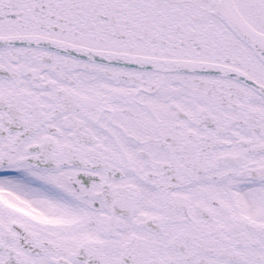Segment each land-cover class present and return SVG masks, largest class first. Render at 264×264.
Instances as JSON below:
<instances>
[{
  "label": "snow or ice",
  "instance_id": "6c2138e0",
  "mask_svg": "<svg viewBox=\"0 0 264 264\" xmlns=\"http://www.w3.org/2000/svg\"><path fill=\"white\" fill-rule=\"evenodd\" d=\"M0 264H264V0H0Z\"/></svg>",
  "mask_w": 264,
  "mask_h": 264
}]
</instances>
